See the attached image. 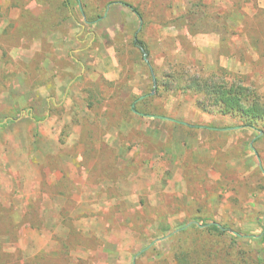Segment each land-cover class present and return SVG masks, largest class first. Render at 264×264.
Masks as SVG:
<instances>
[{
    "label": "rangeland",
    "instance_id": "1",
    "mask_svg": "<svg viewBox=\"0 0 264 264\" xmlns=\"http://www.w3.org/2000/svg\"><path fill=\"white\" fill-rule=\"evenodd\" d=\"M0 264H264V0H0Z\"/></svg>",
    "mask_w": 264,
    "mask_h": 264
},
{
    "label": "trees",
    "instance_id": "2",
    "mask_svg": "<svg viewBox=\"0 0 264 264\" xmlns=\"http://www.w3.org/2000/svg\"><path fill=\"white\" fill-rule=\"evenodd\" d=\"M129 7L140 18L138 10L132 6ZM133 44L135 47L142 50L145 54L147 53L146 44L142 40H140L137 35L134 38ZM230 91L231 92L219 90L216 92L218 98L220 99L219 101H221V105L225 106L226 111L241 110L243 113L248 114L249 118L253 119H256L257 117L263 115V107L258 106L255 101L251 104H246L243 101V92L234 89H230Z\"/></svg>",
    "mask_w": 264,
    "mask_h": 264
},
{
    "label": "water",
    "instance_id": "3",
    "mask_svg": "<svg viewBox=\"0 0 264 264\" xmlns=\"http://www.w3.org/2000/svg\"><path fill=\"white\" fill-rule=\"evenodd\" d=\"M195 224H198L197 222H195ZM191 224H189L188 226H190ZM199 225V224H198ZM188 226H186V227H188ZM201 227V226H200Z\"/></svg>",
    "mask_w": 264,
    "mask_h": 264
}]
</instances>
